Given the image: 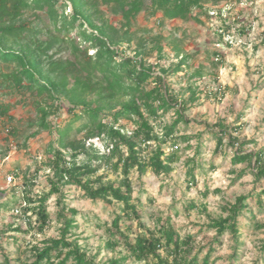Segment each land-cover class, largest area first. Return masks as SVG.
Returning <instances> with one entry per match:
<instances>
[{
  "label": "trees",
  "instance_id": "1",
  "mask_svg": "<svg viewBox=\"0 0 264 264\" xmlns=\"http://www.w3.org/2000/svg\"><path fill=\"white\" fill-rule=\"evenodd\" d=\"M205 1L0 0V67L7 69L0 68L1 86L40 97L43 101L36 102L37 108L43 109L45 105L49 111L40 113L35 121L38 129L31 136L41 130L54 134L45 163L49 170L48 189L35 191L39 172L36 169L20 187L21 201L13 215L14 231L33 230L41 234L51 222L47 201L56 195L55 219L60 223L59 235L42 245H28L32 251L29 264H98L86 255L77 240L69 237L76 227L77 210L64 202L66 186L79 188L82 195L92 201L121 205L111 224H104L108 236L104 245L107 249L120 247L123 255L109 258L104 264H211L214 247L200 258L198 253H193L192 235L181 237L171 217L161 221L158 227H150L142 220L141 210L133 201L131 173L136 171L141 177L151 168L155 174H168L177 157L173 149L175 141L179 138L188 141L191 136H177L179 124L189 123L184 115L187 104L178 99L176 91L165 81V75L172 69L161 65L166 60L164 47L156 43L146 51L144 43L137 42L133 55H126L122 48H130L133 37L128 28L146 5L152 12L160 11L163 18L199 21V15H203L205 20L211 21L209 10L213 5H206ZM101 4L112 14L121 16L125 30L119 32L108 22L99 9ZM27 13H31L30 18ZM222 26L230 32L224 22ZM74 28L78 29L79 41L69 35ZM234 29L236 34L242 32L237 25ZM213 33L224 44H230L214 29ZM30 38L34 44L22 43ZM90 49H94L91 54ZM180 54L179 50L175 51L177 57L181 56L175 70H183L186 64ZM150 56L155 61H150ZM155 66L160 68L158 72ZM171 108H175L176 118L162 127V131H157L156 124L161 125V117ZM63 109L71 119L63 127L47 120L48 114H59ZM0 116L12 118L7 105H0ZM127 119L132 121L130 126L122 122ZM79 120L84 123L75 127V133L83 132L84 137L66 136ZM205 126L215 135L216 150L221 148L224 138H228L230 146H238L231 162H247L255 179H264V148L242 152L246 141L234 136L232 128L223 120ZM109 175L115 178L110 179ZM189 176L190 182H194V169H190ZM208 193L206 189L204 196ZM252 202L264 208V188L238 195L224 208L226 216L212 219L208 227L216 230L215 242L226 230L238 241V217L247 210L253 218ZM196 207L193 200L185 209ZM3 234L5 230L1 228L0 252H3ZM3 257L7 263L11 262L7 255Z\"/></svg>",
  "mask_w": 264,
  "mask_h": 264
},
{
  "label": "rangeland",
  "instance_id": "2",
  "mask_svg": "<svg viewBox=\"0 0 264 264\" xmlns=\"http://www.w3.org/2000/svg\"><path fill=\"white\" fill-rule=\"evenodd\" d=\"M220 2L206 0L204 3L212 6ZM234 2V10L228 19L234 18L233 24L242 32L227 45L213 33L214 21L205 20L203 15H199V21L168 19L163 18L160 11L152 12V8L146 5L132 19L128 31L133 40L130 48L122 47L125 54L133 55L138 48L137 42H143L146 51L156 43L164 47L166 60L161 65L171 66L172 69L165 75V81L172 91H176L178 99L185 100L187 104L184 115L189 123L179 124L177 136H191L188 141L180 138L175 141L173 149L177 157L168 174H155L151 168L141 177L136 171L131 173L132 196L141 210L142 220L150 227H158L161 221L171 217V223L181 237L192 235L194 254L198 253L203 258L209 248L214 247L211 264H264V226L258 227V224L264 225V208L260 209L252 202L253 218L247 210L238 217V241H235L231 231L226 230L215 242L216 230L208 227L212 219L226 216L224 208L232 204L238 195L256 193L264 188V179L256 180L247 162H231L238 146H230L228 138H224L223 145L216 150L215 135L205 126L223 120L232 128L234 136L246 141L242 152H256L264 148V0H247L246 4H240L239 0ZM99 9L119 32L125 30L120 15L112 14L102 4ZM26 16L30 18L31 13ZM77 30L74 28L69 35L79 41ZM22 43L30 46L34 40L30 38ZM176 50L186 59L183 70H175L181 59V56L175 55ZM93 52L94 49L89 50V54ZM68 53L65 52V55ZM149 60L155 61L151 56ZM0 68L7 70L4 66ZM155 69L158 72L160 68L155 66ZM1 81L0 105L8 106L12 118L0 116V229L5 230L0 264H29L32 251L28 245H42L49 238L59 235L60 223L55 219L56 195L47 201L51 222L41 234H35L33 230L27 233L14 231L13 215L21 201L20 187L36 169L39 172L38 190L35 191L48 189L46 175L49 170L45 163L54 134L41 130L31 136L38 129L36 119L49 109L41 103L44 106L39 110L36 102L43 101L40 97L6 89L1 86ZM152 86L153 83H150L149 87ZM192 93V98H189ZM175 118V108L169 109L161 117V125L156 124L155 129L162 131V127ZM47 120L63 127L71 119L63 109L59 114H48ZM122 122L127 126L132 123L128 119ZM83 123L80 120L75 122L66 136L84 137L83 132L75 133V127ZM191 168L194 169V182L189 180ZM241 173L242 176L237 178ZM10 174L14 175L13 182L7 180ZM109 178L115 177L109 175ZM206 189L209 193L204 196ZM63 191L66 205L77 210L76 227L71 230L70 239L77 240L86 255L93 257L98 264L122 256L120 247L107 249L104 245L108 237L104 224H111L121 205L92 201L75 186H66ZM193 200L197 207L185 209ZM3 255H7L11 262L7 263Z\"/></svg>",
  "mask_w": 264,
  "mask_h": 264
},
{
  "label": "built area",
  "instance_id": "3",
  "mask_svg": "<svg viewBox=\"0 0 264 264\" xmlns=\"http://www.w3.org/2000/svg\"><path fill=\"white\" fill-rule=\"evenodd\" d=\"M240 4H246L247 0H239ZM234 6H235V2L234 0H227V1H223L218 5H213L212 8L209 10V14L211 16V20H213L214 25L212 26L213 29L217 32L220 33L224 36V38L226 40L229 41V43L232 42V38L236 35L235 29H234V24H233V20L234 18H232L231 20L228 19V15L231 14L234 10ZM223 22L228 25L230 28V32H226L223 29ZM7 180L8 182H13L14 181V175L10 174L7 176ZM18 210L15 209V212H17Z\"/></svg>",
  "mask_w": 264,
  "mask_h": 264
}]
</instances>
